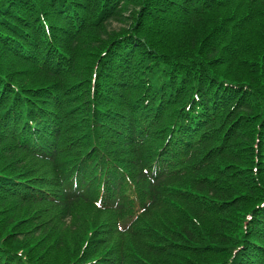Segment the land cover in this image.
<instances>
[{
  "label": "trees",
  "instance_id": "16d2710c",
  "mask_svg": "<svg viewBox=\"0 0 264 264\" xmlns=\"http://www.w3.org/2000/svg\"><path fill=\"white\" fill-rule=\"evenodd\" d=\"M152 139L141 188L114 146ZM89 196L117 232L161 205L177 217L142 264H264V0H0V264L51 263L42 238H18ZM39 201L60 224L22 233Z\"/></svg>",
  "mask_w": 264,
  "mask_h": 264
},
{
  "label": "rangeland",
  "instance_id": "374dc122",
  "mask_svg": "<svg viewBox=\"0 0 264 264\" xmlns=\"http://www.w3.org/2000/svg\"><path fill=\"white\" fill-rule=\"evenodd\" d=\"M142 30L148 32L145 28H142ZM222 67L226 69L227 64ZM83 69H85V73H87L86 65H84ZM106 82L107 79L103 78L102 83L104 84ZM102 83L97 84L99 90L110 92L111 87L106 88ZM120 90L121 89H118L116 92L119 93L121 92ZM110 97V100H119L118 96H114L112 93H110ZM124 122V119L118 116L114 119L111 126L116 130H121L120 125L126 124V122ZM155 134L157 136L159 131H156ZM144 138H146V134H144ZM126 139V141L129 140L128 137ZM130 141L132 144H125V148H128V150H121L122 154H120L118 146H114L116 159L123 166L134 172L132 174L133 179L131 180L135 186L137 184L142 188L139 179L136 178V160L137 162H144L147 159L153 160L154 157H151L153 150L150 148L155 142L154 139H152V141L146 144L143 149L144 151L136 156V140ZM71 210V215L64 227L58 230L50 229L44 232L39 231L37 235L32 237L27 235L26 238L19 237L18 239L24 242L26 241L27 244H32L42 238V240H44L43 246H48L49 250H56V255L55 253H53V255L50 253L51 256L49 260L51 263L47 262V264H65L70 258H65V255L69 251H71L72 255L73 253H82L88 248H90V250L107 249L108 259H105L101 264H120V262L123 264H142L143 258L147 260L154 257L155 254L149 253L151 250L159 251L158 249L162 244V249L170 246L169 240H167L164 235L168 233L174 234V231L168 227V224H172L174 220H177L176 216V218L161 217L160 211H163L162 205L157 208L151 220L146 218L141 220V218H139V220L136 221V214L128 215L130 212L126 211L124 217L127 215L128 218L132 217V220L127 225L128 229L129 227L131 228L128 231L122 229L123 232H117L114 230L116 214L100 206L97 199L94 197L90 198L89 196L87 200L76 203ZM169 212L172 214V211L169 210ZM23 213L27 214L25 216H30L31 221L29 224H23L21 226L22 233L30 232V229L35 225L37 220L50 218L49 224H60L58 222L61 220L58 218L60 210L55 206V202L39 201L28 204L26 211ZM21 216L22 213H20V217ZM47 228L48 226L46 229ZM165 239L166 242H164ZM107 247H109V249ZM157 260L159 264H167L170 262V259L166 258L164 255L158 257Z\"/></svg>",
  "mask_w": 264,
  "mask_h": 264
}]
</instances>
